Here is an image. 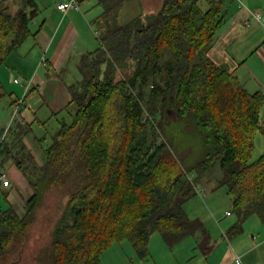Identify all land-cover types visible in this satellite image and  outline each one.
Instances as JSON below:
<instances>
[{"label": "trees", "instance_id": "trees-1", "mask_svg": "<svg viewBox=\"0 0 264 264\" xmlns=\"http://www.w3.org/2000/svg\"><path fill=\"white\" fill-rule=\"evenodd\" d=\"M99 1L100 45L82 55L69 86L71 121L60 120L52 143L43 147L36 179L23 170L35 190L25 214L0 204V257L25 239L52 185L68 194L53 233L52 264H102L105 251L124 240L146 258L155 232L170 245L199 230L205 235L204 224L184 205L217 165L238 216L228 237L252 215L264 223V152L251 161L256 136L264 133V92H250L228 64L209 56L226 0H162L156 12L123 24L117 18L126 0ZM38 14L36 0H0V68L35 34L30 23ZM167 107L176 114L171 122L202 141L203 155L189 164L155 118ZM19 124L18 151L30 130ZM8 148L6 137L0 157H12L23 169L31 157ZM0 192L9 198L2 181Z\"/></svg>", "mask_w": 264, "mask_h": 264}, {"label": "crops", "instance_id": "crops-1", "mask_svg": "<svg viewBox=\"0 0 264 264\" xmlns=\"http://www.w3.org/2000/svg\"><path fill=\"white\" fill-rule=\"evenodd\" d=\"M41 1L45 6L40 7L39 14L30 23L31 30L35 34L30 36L17 51L12 52L0 68V91H2L0 92V141L15 103L19 99H23L24 105L20 115L27 124L30 122L23 116L24 109L30 108L31 112L35 113L37 111L32 108V100L36 105L43 102V107L45 106L52 116L66 111L70 102L69 86L78 76L80 58L84 53L93 51L100 45L98 27L100 28L99 20L104 12L102 2L83 0L82 11L70 10L64 13L57 7L58 2L62 0ZM138 1L146 7V1L149 0ZM245 1L249 6L243 9L244 2L241 5L237 0H226L223 8L225 22L215 35L210 56L218 63L228 64L250 92H264V0ZM122 7L123 4L120 10ZM253 11H259L262 18L254 17ZM17 78L20 81H15ZM22 95L24 96L21 97ZM261 115L264 125V105ZM38 120L39 123L45 124V121L39 118ZM20 126L19 121H15L7 136L9 151L18 149L15 145ZM31 131L30 124L29 132L21 137L24 148L19 151L20 155L24 154L25 157H36L35 152L38 149L36 143L40 145L42 143L38 137H30ZM259 144L264 149V133L256 136L255 148H258ZM26 163L24 162V165ZM0 167L8 170L14 168L21 172V167L12 157L6 155H1ZM245 230L249 232L244 237L239 239L237 237L244 229L234 236L237 237L231 243L234 247L227 250L219 264H237L235 262L237 256H241V264H264V223L258 221L255 223V228ZM205 231V235L201 231L194 234L199 245H203L207 240L210 244L211 235L207 229ZM251 231L258 233L251 235ZM224 235L230 246L229 238L232 237H228V231L224 232ZM164 241L159 242L163 245ZM149 245L151 246V241ZM154 253L156 251L150 249L146 258H140L130 242H115L103 254L102 263L112 264L119 261L116 263L119 264L122 260L127 263L145 264L154 257ZM162 253H166L163 247ZM232 253L234 256L231 257ZM189 255V253L186 256L181 255V258L176 259V264H185L189 260Z\"/></svg>", "mask_w": 264, "mask_h": 264}, {"label": "rangeland", "instance_id": "rangeland-1", "mask_svg": "<svg viewBox=\"0 0 264 264\" xmlns=\"http://www.w3.org/2000/svg\"><path fill=\"white\" fill-rule=\"evenodd\" d=\"M36 1L38 2L39 9L45 6L41 0L40 2L39 0ZM16 2L18 3L19 0H16ZM159 2L161 3L162 0H149L146 1V7H143L138 0L125 1L119 12L117 21L123 24L138 14L156 12L158 4H160ZM243 2L245 4L243 5V9H246L249 4L246 3L245 0H243ZM237 3L239 2L237 1ZM99 30L100 28L98 27V37L100 35ZM152 85L153 83L151 82L146 90L149 91ZM23 96L24 95L21 97ZM28 101L27 99V102ZM33 101L34 100H32V108L37 110L36 113L31 112V109L27 108L24 109L23 116H25L32 125V134H30V137H38L42 142L41 145L40 143H36L38 147L35 152L36 157H31L28 164H26L27 168H25V165L23 169H20L21 172H18L14 168L8 170L5 167H0V171H6L11 181L10 186L7 187V189L10 190L9 198L6 199L0 192V204L4 208L13 205L21 215L25 214L26 200L35 192L28 177L30 176L36 179L37 167L44 163L43 148L41 147H47L52 143V136L59 128L60 120L65 118L67 121H71L68 110H64L58 115L52 116L51 112L47 111L45 106L43 107V102L36 105ZM168 109L167 107L166 112L164 114L162 113L164 117L158 112L155 118L160 120L162 124H165V128L169 131L172 144H174L176 150L179 151L178 154L181 157V161L184 162V164L190 163L192 160L203 155L202 141L189 129L178 125L177 122H171L172 120H176V114L174 110ZM38 118L45 121V124L39 123L40 121ZM23 125H27V123ZM160 129L162 134H164L163 129L161 127ZM11 130L12 129H9L8 135ZM15 147L17 148V144ZM262 148L263 146L259 144L258 148L254 149L251 161H255L260 157L264 152ZM12 153L18 155L20 151L14 149ZM24 169V172L29 174L28 177L24 175ZM221 177L222 171L218 165L209 170L195 185L196 194L190 197L184 205L189 216L201 220L204 224V229L209 231L211 235L210 244L207 240L203 245H199L196 241V237L194 235H189L180 242L170 245L164 241L160 232H155L153 234L154 236L150 239L151 246L149 245V250L154 249L156 253H154V257L150 258L145 264H176L177 258H181V255L186 256L188 253L190 254L189 260H187L185 264H219L227 250L229 251V249L231 250V248L234 247L231 243H233L237 237L239 239L248 234L249 231L245 229L255 228V223H258V221L262 223L258 215H252L247 218L243 223V233L236 238H229V246L224 232L228 231V229L235 224L238 216L233 209L232 200L228 194L227 187L219 184V179ZM67 202L68 194L60 185H52L45 189L36 208L35 219L31 222L25 239L23 238L20 242L13 243L7 252L0 257V264H52L53 233L59 217L67 208ZM228 211L231 213L230 215L227 214ZM200 231L204 233V230H199V232ZM257 233L258 231H251V235H257ZM124 241L129 243L128 240ZM159 241H164V244H160ZM162 247L166 249L165 254L162 253ZM232 255L234 256V253L231 254V257ZM118 262L119 261H115L112 264ZM119 264L133 263L122 262L121 260Z\"/></svg>", "mask_w": 264, "mask_h": 264}, {"label": "built area", "instance_id": "built-area-1", "mask_svg": "<svg viewBox=\"0 0 264 264\" xmlns=\"http://www.w3.org/2000/svg\"><path fill=\"white\" fill-rule=\"evenodd\" d=\"M237 1L241 5H243V0H237ZM57 7L64 13H66L70 10L82 11V0H62V1L58 2ZM253 15L257 19L262 18V14L259 11H253ZM248 25H249V23H248ZM15 81L18 82V81H20V79L17 78V79H15ZM23 106H24L23 105V99H19L13 108V111H12V114H11V117H10L8 124L4 128V131H3V134L1 137V141H3L8 136L9 129H11V127L15 123V121H19L22 124L26 123L25 120H23L21 115H20L21 109L23 108ZM194 177H195L194 173L189 174V178L192 181H193ZM0 181H2V183L5 187L10 186L11 181H10L9 176H8L6 171H0ZM228 214H230V212ZM235 262L237 264H241L242 263L241 256H237L235 259Z\"/></svg>", "mask_w": 264, "mask_h": 264}]
</instances>
